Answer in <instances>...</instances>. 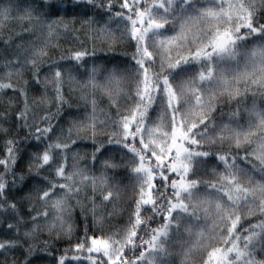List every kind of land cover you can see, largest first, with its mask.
Returning a JSON list of instances; mask_svg holds the SVG:
<instances>
[{
	"label": "clouds",
	"instance_id": "obj_1",
	"mask_svg": "<svg viewBox=\"0 0 264 264\" xmlns=\"http://www.w3.org/2000/svg\"><path fill=\"white\" fill-rule=\"evenodd\" d=\"M0 264H264V0H0Z\"/></svg>",
	"mask_w": 264,
	"mask_h": 264
}]
</instances>
